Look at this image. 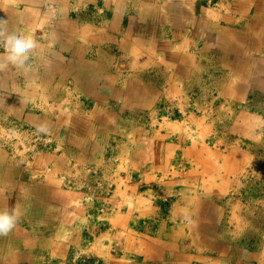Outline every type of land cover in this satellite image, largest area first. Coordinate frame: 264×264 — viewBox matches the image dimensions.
<instances>
[{
    "label": "crops",
    "instance_id": "crops-1",
    "mask_svg": "<svg viewBox=\"0 0 264 264\" xmlns=\"http://www.w3.org/2000/svg\"><path fill=\"white\" fill-rule=\"evenodd\" d=\"M12 31L36 41L26 65L7 61ZM201 93L208 110L218 98L241 109L235 140L252 121L264 126L248 112L264 109V0H0V210L19 212L0 235V264H250L225 238L245 229L237 211L252 200L253 155L232 149L203 188L201 153L186 156L184 137L170 134L178 113L204 106ZM185 163L186 180L136 195Z\"/></svg>",
    "mask_w": 264,
    "mask_h": 264
},
{
    "label": "rangeland",
    "instance_id": "rangeland-1",
    "mask_svg": "<svg viewBox=\"0 0 264 264\" xmlns=\"http://www.w3.org/2000/svg\"><path fill=\"white\" fill-rule=\"evenodd\" d=\"M200 87L203 88V86H200ZM206 96H207V94L201 93V94L196 95L194 97L195 101L200 102L201 106H203L202 104L204 102V106L202 107L203 109L197 108L194 110V109L188 108V109L182 110L184 112V115H183V113H178L176 118H179L178 121L182 122V123H180L179 125L176 124L173 126H169L170 134H172L174 136L173 138H176V136H178V135L181 136L182 138L184 137V141L182 143L184 144V147L187 150L185 152L186 156L188 154V150H191V149H193V150L198 149V151L201 153V155H202L201 158L204 161H202L200 163L199 162L200 159L198 160L195 157L194 158L195 159V165H194L195 167H194V171H193V173H196V174L200 173V175L202 176L201 187L208 186V183L210 182L209 178H208V172H207L208 169L214 168L217 171H221L222 175L224 174V171H226L224 168L225 158L228 157L226 155L229 152L235 151L232 149L238 148V149H242V150H248L253 155L252 162H251L252 167L250 168V170L254 173L252 174V172H249V176H253V179L251 177L250 182H249L250 183L249 184V191H250L249 195H252V200H243V206L244 207H241L242 210L240 211V208H238V211H237V209L235 210L239 214L242 211H244L242 213V216L244 218V220L242 221V224L245 226V229L240 231V229H239L240 224L235 225V222H234V225L237 226L236 227L237 230H234V232H238V233L242 232V234L239 236L238 235L235 236L233 239H231L233 236L226 235L225 239L228 242H230V240L237 241L236 244L238 247L249 250L250 256H251L250 257V259H251L250 264H264V258L262 256V254H263L262 249L264 247V245H263L264 240H263V237L260 235V228H259V233L257 234V232H258L257 228L260 227V221L258 222L257 216L260 215V214L258 215L259 212L261 213L262 211H264V200H260L262 202L258 203V207H257V205L254 204V201H255L254 195L256 193L255 187H256V184H260V179H257V177L258 176L259 177L264 176V135L262 137H260V138H262L261 140H255V137H257L258 133H259L258 135H260V133L264 134V132H263L264 126L255 125L256 122L252 121V125H250V130L248 133L249 135H247L248 138L242 139L240 137L241 135H238L236 137L238 140H235L234 138H232V133H231V132H235V128H234V126H232V118L234 120L235 117L240 116L241 114H239V112L241 111V109L240 108H233L232 110L227 109L225 106H222L224 104V102L220 101L221 99L218 98L217 100H219V101L216 103V106H213L211 110H208V108H204L205 105H207L210 101V100H208V98H205ZM259 101L262 104H264V96L259 97ZM252 103H253V105H256V104H254V102H252ZM204 109H206V110H204ZM248 112H249V114H252V115L257 114L259 116H262L264 114V109L256 111V108H251V109H248ZM189 114H194L192 116L196 117L197 120L190 119V121H188L186 117ZM203 117L207 118V122L202 123V119L204 120ZM194 121H200V122L195 123ZM183 129H184V134L186 136L180 135L183 132ZM250 138H253L254 140L250 139ZM175 155H177V153H175ZM177 158L179 159V165H180V156L174 157V160H173L174 165H176L178 163V162L175 163V161H177ZM173 161H172V163H170V165L173 164ZM182 167L183 168L185 167V169H186L185 173L184 172H177L174 170L175 172H172V173L166 172L165 174L164 173L158 174L157 178H158V180L159 179H161V180L159 181V183H157V181L155 180L153 185H150V182H149V185H145L146 182H144V180L141 182V186H140V184L138 185L140 179H139V175L137 174V176L131 178V183H133V185L136 184L139 186V187H136V195L141 197V196H144L143 195L144 193H147V196H152V194H150V190H152L153 193L157 192L156 189L159 188L161 186V184H166L170 180H176V181L181 180L182 178H184V180H186L187 176L188 177H189V175L192 176L193 173L192 174L187 173L188 168H189V164L185 163L184 166H182ZM257 167L260 169L258 174L256 172ZM181 169L182 168H180V170ZM184 174H185V176H184ZM122 176H123V173H122ZM128 181H129V179H128ZM186 186H187V184H186ZM203 188H202V191H204ZM160 190H161V192L165 191L167 193V195L170 194V192H171L170 189L167 187H162ZM94 191H95V189L92 188L89 193L93 194ZM110 191H112V189H110ZM177 191H179V190H177ZM127 192H129V191H127ZM223 193L224 192L222 191V194ZM104 194H105V191H104ZM110 194H111V192H109V195ZM175 194L176 193L173 192L174 196H175ZM136 195H134V196H136ZM190 195H192V194H190ZM153 197L156 198V195H154ZM225 199H227V198L220 199L222 201V205L225 203ZM249 199H251V197H249ZM135 200L137 201V199L134 198L133 202H131V200H129V198L123 197L121 200L122 201L121 209L122 210H129V209L134 210L133 205H134ZM156 200H158V199H156ZM163 209H165V208H163ZM260 216H262V214ZM256 226H257V228H256ZM230 231L232 232V229H230ZM230 231H228V232H230ZM260 256H261V258H260Z\"/></svg>",
    "mask_w": 264,
    "mask_h": 264
},
{
    "label": "clouds",
    "instance_id": "clouds-1",
    "mask_svg": "<svg viewBox=\"0 0 264 264\" xmlns=\"http://www.w3.org/2000/svg\"><path fill=\"white\" fill-rule=\"evenodd\" d=\"M36 41L26 32L12 31L4 36L7 61L13 65H26L30 53L36 48ZM19 212L15 209L0 210V235H7L17 225Z\"/></svg>",
    "mask_w": 264,
    "mask_h": 264
}]
</instances>
